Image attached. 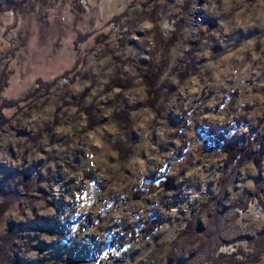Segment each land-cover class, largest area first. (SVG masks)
<instances>
[{
  "label": "rangeland",
  "instance_id": "1",
  "mask_svg": "<svg viewBox=\"0 0 264 264\" xmlns=\"http://www.w3.org/2000/svg\"><path fill=\"white\" fill-rule=\"evenodd\" d=\"M91 1L0 0V250L18 264H264V120L257 164L227 166L218 138L241 143L264 116V1ZM93 29L108 32L96 46ZM160 60L149 92L132 63ZM121 223L136 238L112 247Z\"/></svg>",
  "mask_w": 264,
  "mask_h": 264
},
{
  "label": "trees",
  "instance_id": "2",
  "mask_svg": "<svg viewBox=\"0 0 264 264\" xmlns=\"http://www.w3.org/2000/svg\"><path fill=\"white\" fill-rule=\"evenodd\" d=\"M100 1L101 0H92L91 2L93 6H91L90 8H95V10L98 12L100 10L99 7L101 6ZM115 21H117V19ZM106 33L108 32L104 31L103 29H100V30L93 29V32L91 31V33L86 34V37L90 39L88 40L91 42V46H96L99 44V42H101L106 37ZM175 36L171 37V39L167 41V43L164 45L165 49H168L171 43L175 40ZM164 63L165 62L161 60L158 61V63L156 62L132 63L133 64L132 67L133 69H135V72L139 74V77H141L145 81L146 86L149 87V90H148L149 92L150 91L152 92V90H154L153 86H155L156 84L157 77L160 76L164 70V67H165ZM115 86L119 87V85H115ZM244 108L245 109L251 108V105H247ZM243 119L244 118L239 117V118H236L234 122H236V125L239 126L242 124ZM263 120H264V116L260 120V122L257 123L258 125H257L254 135L252 134V135L246 136V139H244V141L241 143L239 141H232V143H230V142H227L224 137H218L223 142V147H221V149L225 154L224 163L227 166H231V164H235V165H238L239 167L243 165L244 162H247V161H252V163L254 164H257L259 162L260 156L254 154L252 150H250V148L252 144L256 142L257 140H259L260 138L258 137L259 135L258 131L263 126L262 125ZM177 148H178L177 154L179 156H181L183 152L186 151L185 144H181ZM155 176L156 174L151 172L149 173V175L144 176V179L152 183L153 185ZM101 189H103V187H101ZM133 195L136 197H144L146 195V192L143 191L141 188H137L133 192ZM5 207H6L5 204L4 206H1L0 212L4 211ZM157 213L158 212L154 209L153 214L155 215L156 219L158 218V220L157 222L153 221L151 223H148L147 226L144 227V231H143L144 237L149 236L151 233L155 232L158 227L161 226L162 219ZM123 225L124 224L122 223L120 225H116V227L118 229L120 228L123 232H122V235L111 238L110 246L112 247L117 246L118 248L119 247L125 248V246L130 244L132 240L136 238L137 230L134 228H130L129 230H127ZM18 261L19 260L16 259L15 257H12V258L10 257L9 259L6 258L4 255V252L0 250V264H18Z\"/></svg>",
  "mask_w": 264,
  "mask_h": 264
},
{
  "label": "water",
  "instance_id": "3",
  "mask_svg": "<svg viewBox=\"0 0 264 264\" xmlns=\"http://www.w3.org/2000/svg\"><path fill=\"white\" fill-rule=\"evenodd\" d=\"M160 179L162 182L160 183L159 187L156 186L155 182H153L152 186L155 187L156 189L163 188L165 191H169V192L174 190L173 188H174L175 182H176L175 179L170 178L168 176H162V177H160ZM164 181H166V182H164Z\"/></svg>",
  "mask_w": 264,
  "mask_h": 264
},
{
  "label": "snow or ice",
  "instance_id": "4",
  "mask_svg": "<svg viewBox=\"0 0 264 264\" xmlns=\"http://www.w3.org/2000/svg\"><path fill=\"white\" fill-rule=\"evenodd\" d=\"M30 39V38H29ZM224 105H221V107H223ZM164 173V169H162L161 170V174H163ZM91 183H92V185L94 186V188L96 187V182L93 180V181H90ZM154 182H155V184H156V186L157 187H159V185H160V183L162 182L161 181V179H160V177H155L154 178ZM164 182H166V181H164ZM81 193H78V195H80ZM84 199H87V196L86 195H84ZM107 207H116V203L115 202H111V203H109L108 205H107ZM78 230V229H77ZM124 250H126V249H124ZM102 252H103V256L104 257H107L108 255H107V252L106 251H103V249H102Z\"/></svg>",
  "mask_w": 264,
  "mask_h": 264
},
{
  "label": "clouds",
  "instance_id": "5",
  "mask_svg": "<svg viewBox=\"0 0 264 264\" xmlns=\"http://www.w3.org/2000/svg\"><path fill=\"white\" fill-rule=\"evenodd\" d=\"M33 119H35V117H33Z\"/></svg>",
  "mask_w": 264,
  "mask_h": 264
}]
</instances>
